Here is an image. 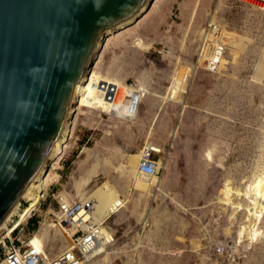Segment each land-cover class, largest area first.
<instances>
[{
	"label": "rangeland",
	"instance_id": "1",
	"mask_svg": "<svg viewBox=\"0 0 264 264\" xmlns=\"http://www.w3.org/2000/svg\"><path fill=\"white\" fill-rule=\"evenodd\" d=\"M196 1L160 0L129 30L107 38L93 58L102 72L128 84L145 81L166 98H147L134 121H113L86 105L70 122L69 145L56 165L59 180L50 184V193L66 190L81 198L109 179L128 199L106 223L115 236L110 256L90 264H264V208L253 233H244L251 185L264 178V9L245 0H201L192 22ZM213 14L220 20L228 63L211 72L199 68L197 59L201 29ZM136 35L170 52L143 51L135 45ZM153 126L157 133L150 142L164 146L169 160L161 176L188 210L171 197L142 196L135 172L122 174L124 165L133 168V155L143 149ZM174 129L178 139L172 148ZM209 148L214 161L205 156ZM227 184L242 187L244 194L234 201L243 211L225 213L215 203ZM20 202L22 208L26 201ZM56 210L57 203L47 197L20 226L44 244L52 241V254L67 239L53 222L42 224L51 223Z\"/></svg>",
	"mask_w": 264,
	"mask_h": 264
},
{
	"label": "water",
	"instance_id": "2",
	"mask_svg": "<svg viewBox=\"0 0 264 264\" xmlns=\"http://www.w3.org/2000/svg\"><path fill=\"white\" fill-rule=\"evenodd\" d=\"M148 0H0V223L59 138L106 30Z\"/></svg>",
	"mask_w": 264,
	"mask_h": 264
},
{
	"label": "bare ground",
	"instance_id": "3",
	"mask_svg": "<svg viewBox=\"0 0 264 264\" xmlns=\"http://www.w3.org/2000/svg\"><path fill=\"white\" fill-rule=\"evenodd\" d=\"M159 1L160 0H148V2L133 17H131L126 21L121 22L115 27L106 30L105 37L101 38L95 47L93 58L96 55V52L99 53L98 51L104 45L107 38L115 36L117 33H120L121 31L129 30L132 26L136 24L137 21L141 20L145 16V14L149 12L150 9L158 5ZM221 1H226V0H221ZM245 1L255 6L256 8L264 9V0H245ZM200 5H201V0H197L193 6V10L191 13L192 22H194L195 18L197 17ZM218 21L220 22V20L217 19L216 15L213 14L210 28L206 29L205 27H202L201 29V37L199 39L200 51L198 53L199 61L197 62V65L199 68H202L204 70H207L209 69V67H211V69L213 68L214 71H217L222 63L224 62L225 64L228 63V60H225V58H223V54L226 47H225V41L224 39H222L221 36L222 28L216 23ZM136 36L137 37L135 40L136 41L135 45L138 48H140L143 51L146 50L147 52L153 48L154 46L153 43L147 42L140 35H136ZM200 55H202L203 57L201 58ZM235 57H237V54H235ZM96 61H94V64H92L91 67H89L86 70L82 79L75 86L72 103L69 112L67 114L64 126L62 128L61 134L59 138L56 140L48 158H46L42 167L35 175L34 179L28 184V186L26 187L25 191L21 196V198L25 199L26 204L22 208H20L21 207L20 201L17 202L14 205V207L11 209V211L6 215L4 220L0 223V241L4 238L5 235H8L11 231L15 230V228H17L27 217H29L31 212L34 209H36L38 203L40 202L43 196V190H46L47 187H49L52 182L54 183L59 180V174L55 170L57 167L56 165L58 164L62 156L66 153L67 147L69 145L70 132H71L69 127L70 122L71 124L75 123L76 116L81 111L82 107L89 105L93 109L99 108L101 114L104 115L103 113L104 106H103L102 98L98 94H95L92 96L93 102H91L86 94V88H84L85 81H87L90 76H92L93 78H103L106 80H113L116 83H118L121 90L129 89L132 92L140 93L141 97H143L142 98L143 101H145L149 97L166 98L163 95L159 94L158 92L154 91L152 88L148 87L145 81H141L139 84L136 85L128 84L119 77H117L116 75H111L110 73L102 72L100 70V66ZM211 63L212 64L218 63V65H216L217 66L216 67L213 66ZM139 113L140 110L138 111L135 117L130 119V121L136 120ZM109 119L113 121L117 120L113 116H110ZM127 126H129V124ZM154 132H155V126H153L149 130L148 138L145 146L150 145L155 148L158 154L161 167H163V169L165 170L169 166V162H168L169 160L164 157V153H165L164 146H162L159 143L150 142L151 140L153 141L155 140L153 139V137H155L154 135L157 132L156 133ZM169 135L174 137L172 143V148H174L176 147V141L178 139L177 138L178 129L177 130L174 129L172 132L169 133ZM142 150L137 155L136 154L133 155V159L131 162L133 168L127 164L124 165V167L122 168V174L124 176H127L128 173L135 172V176H134L135 187L136 189L142 191L143 193L142 196L151 194L155 198H157L158 196L171 197L172 200H174L178 204V206L182 207V209L184 210H188V207L186 205L181 203L171 194L169 190L170 188L167 185L168 182L167 180H165L163 176L161 177L152 176L141 171L140 164L142 158ZM205 156L207 157L208 160L214 161L213 150L211 148L206 150ZM106 162H108L112 167L117 168V165L112 161V159L106 158ZM89 180L90 177H87L85 180L81 181L80 186L88 183ZM61 193L66 195L68 192L66 190H63L61 191ZM243 194L244 191L242 190L241 186L227 184L224 187H222V189H220L219 194L216 197L215 203L221 206L222 210L225 213H229V210L231 208H233L234 211L241 212L245 208L242 207L239 203L235 202L234 199L236 197L239 198ZM250 194L253 195V199H251L249 205L245 210L248 213L247 216L248 218L246 219L247 224L245 225L244 233H253L254 229L256 228V217L258 216V210L259 208H264V178L263 177H258L255 180V182L251 185ZM81 199L83 200L84 203L90 206V210L84 212L85 215L87 214L86 215L87 220L91 217H94L100 222L102 221L105 222L104 229L106 232V241L104 245H102L101 249L95 254L94 258H92L87 263L90 264L95 259L101 257V255H106V257L110 256L111 254L110 247L112 243L115 241V236H114V232L108 229V225L106 223L113 215L118 213L120 214L125 209V207L127 206L128 199L118 188L115 187L113 182L109 179L104 181L102 184L97 185L93 189L89 190V192L81 196ZM13 216H16V218L13 219ZM143 220H144L143 223L146 224L147 226L149 215H145L143 217ZM43 224L52 225V221L51 223L43 222ZM61 232H62L61 234H66L67 239L65 244L61 245L60 251L69 247V244H71L72 242L71 235H68L63 231ZM179 239H181V237H179ZM33 240L37 242L36 245L40 248L44 249L45 246L47 245L44 244V242H40L35 235L33 236ZM183 240L185 241V239ZM193 244L196 249L198 250L202 249V244L198 240L193 241ZM132 261L134 260L132 259Z\"/></svg>",
	"mask_w": 264,
	"mask_h": 264
},
{
	"label": "built area",
	"instance_id": "4",
	"mask_svg": "<svg viewBox=\"0 0 264 264\" xmlns=\"http://www.w3.org/2000/svg\"><path fill=\"white\" fill-rule=\"evenodd\" d=\"M205 28H210V25ZM152 49L160 54L170 52L157 46H153ZM200 57L203 56L200 55ZM212 65L216 66L218 63ZM207 70L214 71L211 67ZM84 88L91 102L95 94L102 98L103 113L107 117L130 120L137 115L143 103L140 93L129 89L121 90L118 83L113 80L90 76L85 81ZM140 169L146 174L161 176L163 167H161L157 151L153 146H144ZM51 185L43 190V196L38 205L40 206L47 197H51L57 203V210L53 213L51 221L61 231L71 235V244L66 249L52 254L48 247L52 241L48 242L44 249L38 247L31 237L32 234L25 235L20 224L0 241V264H87L104 245L106 241L105 222H100L94 217L87 220V214L85 215L84 212L90 210L88 204L84 203L81 198L71 197L69 193L66 195L61 191L50 193ZM30 217L31 215L28 218Z\"/></svg>",
	"mask_w": 264,
	"mask_h": 264
}]
</instances>
